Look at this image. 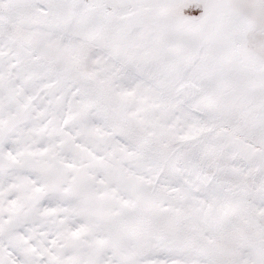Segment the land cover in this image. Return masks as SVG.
<instances>
[{
  "label": "snow or ice",
  "instance_id": "snow-or-ice-1",
  "mask_svg": "<svg viewBox=\"0 0 264 264\" xmlns=\"http://www.w3.org/2000/svg\"><path fill=\"white\" fill-rule=\"evenodd\" d=\"M0 264H264V0H0Z\"/></svg>",
  "mask_w": 264,
  "mask_h": 264
}]
</instances>
